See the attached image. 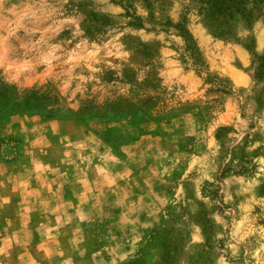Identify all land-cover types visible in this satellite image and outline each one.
I'll return each mask as SVG.
<instances>
[{
  "label": "rangeland",
  "instance_id": "rangeland-1",
  "mask_svg": "<svg viewBox=\"0 0 264 264\" xmlns=\"http://www.w3.org/2000/svg\"><path fill=\"white\" fill-rule=\"evenodd\" d=\"M258 1L0 0V264H264Z\"/></svg>",
  "mask_w": 264,
  "mask_h": 264
},
{
  "label": "trees",
  "instance_id": "trees-1",
  "mask_svg": "<svg viewBox=\"0 0 264 264\" xmlns=\"http://www.w3.org/2000/svg\"><path fill=\"white\" fill-rule=\"evenodd\" d=\"M248 4L249 0H203L201 10L205 12V20L214 33L229 37L238 20H253L254 9ZM255 4L258 6L259 1L256 0Z\"/></svg>",
  "mask_w": 264,
  "mask_h": 264
},
{
  "label": "crops",
  "instance_id": "crops-1",
  "mask_svg": "<svg viewBox=\"0 0 264 264\" xmlns=\"http://www.w3.org/2000/svg\"><path fill=\"white\" fill-rule=\"evenodd\" d=\"M246 199L247 200H244L243 203H242V205H241V209H242V212H244V214H245V218L248 219V221H250L252 224H255L256 225V223H257L259 225H261V224L263 225L264 223H262V219L264 218V194L263 195L260 194V193L259 194H256V192L254 190L251 193V195H247L246 196ZM249 200H253L256 204L257 203L258 204H262V206L259 205L260 207H259V209L256 212H253V218H251V219L249 218V215H248V210H249L248 206L252 202L249 201ZM256 204H254V206ZM254 206H253V208H254ZM21 209L19 208L18 212H20ZM21 212H23V211H21Z\"/></svg>",
  "mask_w": 264,
  "mask_h": 264
}]
</instances>
